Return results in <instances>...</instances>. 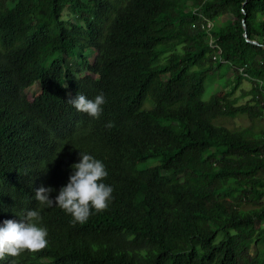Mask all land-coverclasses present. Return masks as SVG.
Segmentation results:
<instances>
[{"label":"trees","instance_id":"16d2710c","mask_svg":"<svg viewBox=\"0 0 264 264\" xmlns=\"http://www.w3.org/2000/svg\"><path fill=\"white\" fill-rule=\"evenodd\" d=\"M79 153L113 188L82 224L35 198ZM29 210L48 246L0 264H264V0H0V227Z\"/></svg>","mask_w":264,"mask_h":264},{"label":"clouds","instance_id":"9594fccd","mask_svg":"<svg viewBox=\"0 0 264 264\" xmlns=\"http://www.w3.org/2000/svg\"><path fill=\"white\" fill-rule=\"evenodd\" d=\"M78 112L90 117L99 118L102 105L106 103L105 96L100 93L94 99H88L83 94L69 99ZM109 122L107 127H112ZM80 154L79 163L72 166L73 172L68 183L63 186L54 200L50 198L51 187L41 185L35 190V198L42 205L58 206L70 214L74 222L85 223L92 211H105L113 198V188L102 181L108 173L102 161L89 154ZM42 217L37 210H29L19 222L5 220L0 227V260L5 256L17 257L22 252L36 253L48 246V230L40 226Z\"/></svg>","mask_w":264,"mask_h":264},{"label":"rangeland","instance_id":"374dc122","mask_svg":"<svg viewBox=\"0 0 264 264\" xmlns=\"http://www.w3.org/2000/svg\"><path fill=\"white\" fill-rule=\"evenodd\" d=\"M67 11H65V13H66ZM228 18H232V16H222L221 18H220V21H225L226 19H228ZM211 40V39H210ZM81 69V68H80ZM229 75H231V73H228V76ZM222 79H218V77H216V76H213V77H211V78H209V80L207 81V88H208V90L209 91H214V90H216V89H218V87H220V86H222ZM242 89L243 90H248L249 88H250V83L248 82V81H244L243 83H242ZM39 89V84L38 83H34L32 86H30L27 90H26V92H27V94H28V96L29 97H32V94L34 93V92H36L37 90ZM239 93V91H237V94ZM245 99H241V101H244ZM157 163V161L156 160H150L149 162H148V164L149 165H154V164H156ZM257 225H259V222H257Z\"/></svg>","mask_w":264,"mask_h":264},{"label":"water","instance_id":"95a60500","mask_svg":"<svg viewBox=\"0 0 264 264\" xmlns=\"http://www.w3.org/2000/svg\"><path fill=\"white\" fill-rule=\"evenodd\" d=\"M245 34H246V33H245ZM251 41L256 42L255 40H251Z\"/></svg>","mask_w":264,"mask_h":264}]
</instances>
